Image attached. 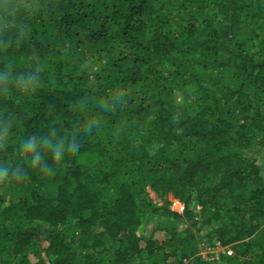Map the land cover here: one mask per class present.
Wrapping results in <instances>:
<instances>
[{"label": "trees", "instance_id": "16d2710c", "mask_svg": "<svg viewBox=\"0 0 264 264\" xmlns=\"http://www.w3.org/2000/svg\"><path fill=\"white\" fill-rule=\"evenodd\" d=\"M0 168V264H264V0H0Z\"/></svg>", "mask_w": 264, "mask_h": 264}, {"label": "built area", "instance_id": "2783aa9c", "mask_svg": "<svg viewBox=\"0 0 264 264\" xmlns=\"http://www.w3.org/2000/svg\"><path fill=\"white\" fill-rule=\"evenodd\" d=\"M232 254L230 246H223L218 241L211 246L201 244L197 253L199 257L210 262L218 261L223 255L231 256Z\"/></svg>", "mask_w": 264, "mask_h": 264}, {"label": "rangeland", "instance_id": "374dc122", "mask_svg": "<svg viewBox=\"0 0 264 264\" xmlns=\"http://www.w3.org/2000/svg\"><path fill=\"white\" fill-rule=\"evenodd\" d=\"M176 100H177V102H180V97L179 96H177V98H176ZM254 155H255V152L253 151V152H250V153H248L247 154V157L248 158H253L254 157ZM148 193H149V199H151L154 203H156V204H158V206H161L162 205V202H160L159 200H157L156 199V196L151 192V191H148ZM167 201L169 202V209L170 210H173V208L176 206V204H177V201L176 200H174L171 196H168L167 197ZM197 209V211L199 210V208H196ZM198 220H199V218H197ZM156 226V221H153V222H147V224H146V227H145V231L146 232H150L151 230H154V227ZM196 230H197V228H193V231L194 232H196ZM205 230L203 229V230H201L200 232H199V236H201V237H204V234H205ZM205 243H207L206 242V239H199V246L201 245V244H205ZM198 249H199V247H198ZM215 264V263H214Z\"/></svg>", "mask_w": 264, "mask_h": 264}, {"label": "clouds", "instance_id": "9594fccd", "mask_svg": "<svg viewBox=\"0 0 264 264\" xmlns=\"http://www.w3.org/2000/svg\"><path fill=\"white\" fill-rule=\"evenodd\" d=\"M24 148L26 150H34V148H35V140L34 139L26 140L25 143H24ZM52 150H53V153L56 154V159H59L60 155L57 154V153H59L60 145L59 144H52ZM6 172H7V169L0 168V178L4 177Z\"/></svg>", "mask_w": 264, "mask_h": 264}]
</instances>
